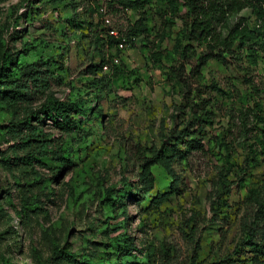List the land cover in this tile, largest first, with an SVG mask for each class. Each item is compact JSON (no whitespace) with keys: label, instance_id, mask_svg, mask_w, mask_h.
Segmentation results:
<instances>
[{"label":"rangeland","instance_id":"1","mask_svg":"<svg viewBox=\"0 0 264 264\" xmlns=\"http://www.w3.org/2000/svg\"><path fill=\"white\" fill-rule=\"evenodd\" d=\"M100 5L115 28L136 19L145 28L96 71L110 51ZM121 5L0 0V53L38 58L48 79L16 106L0 99V264H264V253L243 241L246 223L264 244V214L252 197L264 195V25L235 41V59L210 57L200 67L191 48L186 57L175 48L181 20L165 0ZM239 16L259 24L249 7L227 24ZM8 69L23 81L13 63ZM49 95L83 98L91 109L74 115L67 132L44 119L49 145L41 161L24 163L20 136L4 130ZM181 129L194 131L198 146L172 160L171 175L152 165L153 186L143 191L142 157Z\"/></svg>","mask_w":264,"mask_h":264},{"label":"trees","instance_id":"2","mask_svg":"<svg viewBox=\"0 0 264 264\" xmlns=\"http://www.w3.org/2000/svg\"><path fill=\"white\" fill-rule=\"evenodd\" d=\"M144 2L145 0H119V3L129 9L137 7L139 10L142 9ZM165 2L170 12L176 14L181 20L180 38L176 39L175 48L182 57L190 55L188 50L191 48L198 60L197 65L200 67L210 57H216L222 61H225L227 56L235 59L238 46L235 41L238 40L239 43L246 42L252 29H259L256 27L264 25V0H165ZM244 7L251 9L259 24L257 23L258 25L251 28L246 22L242 23V17L239 16L232 25H228L227 18ZM97 11L100 16L103 15L100 10ZM103 28L106 31L103 43L110 51L107 55L103 53L99 64L94 65L93 69L96 71L101 70L109 59H113V56L118 55V51L117 53L111 51L114 46L116 47L117 38L108 34L107 26L104 25ZM144 28L141 19H136L128 29L119 28V31L133 44L135 40L131 36L138 37V34ZM182 39L194 41L196 44L194 46L189 42L183 44ZM199 45H202L203 48L197 51L196 47ZM152 53L157 60L161 56L159 51ZM44 62H47V60H44ZM12 63L13 73L19 72L24 76L22 82L17 80L16 74L10 75L12 72L8 71V68ZM48 67L49 65L44 69ZM196 71L199 73L198 69ZM47 80L44 70L39 68L38 58L22 60L18 55L12 56L8 50H3L0 53V99L9 106H16L19 101L26 99L32 86L45 88L48 85ZM90 109L91 106L84 103L83 98L64 100L49 95L36 110L8 123L4 131L12 136H20L19 146L22 151L24 150L21 159L24 163L32 164L33 161L42 160L44 150L49 145L50 138L42 132L41 128V122L44 119H48L55 127L67 132L74 127L73 116H85ZM198 116L201 120H205L208 116L207 109L202 110ZM33 119L36 122H33ZM191 133H194V131H183L181 129L171 135L163 134L159 144L152 145L148 149L149 153L144 155L140 161V171L138 173L140 189L147 191L153 186L152 165H161L171 175L172 160L176 157H184L187 151L198 146L197 137L191 135ZM170 188L176 189L175 181H172ZM111 189L112 187L106 188V196L110 205L112 203ZM170 191L172 190L157 193L154 201L164 200L170 195ZM252 197L256 201L258 209L264 214V195L255 194ZM244 229L245 237L243 241L250 244L259 253H264V244L254 239L250 225L244 223ZM131 243V238H128L126 245L130 246ZM57 250L58 248L55 247L53 252Z\"/></svg>","mask_w":264,"mask_h":264},{"label":"built area","instance_id":"3","mask_svg":"<svg viewBox=\"0 0 264 264\" xmlns=\"http://www.w3.org/2000/svg\"><path fill=\"white\" fill-rule=\"evenodd\" d=\"M101 3H119V0H99ZM124 9H128L127 6H123L121 5ZM99 10L103 13V23L105 26H107V31H108V34L112 35V36H115L117 38V42H116V48L118 50H122L125 48L126 45L128 44H131L130 43V40H127L125 35L122 34V32L119 31V29L115 28V26H113L110 22V18L108 16H106V10H105V7H103L102 5L99 6ZM131 38L133 40L136 39L135 36H131ZM119 55V53H118ZM118 55H115L113 56V60L117 61L118 60ZM103 67H107V64H104Z\"/></svg>","mask_w":264,"mask_h":264}]
</instances>
